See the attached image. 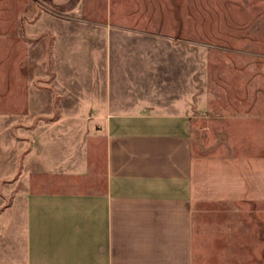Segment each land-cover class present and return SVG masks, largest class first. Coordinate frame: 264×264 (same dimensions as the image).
<instances>
[{
	"label": "crops",
	"instance_id": "crops-1",
	"mask_svg": "<svg viewBox=\"0 0 264 264\" xmlns=\"http://www.w3.org/2000/svg\"><path fill=\"white\" fill-rule=\"evenodd\" d=\"M255 1L244 0L254 18L237 40L264 47ZM252 69L247 57L232 87L196 104L99 105L82 148L21 166L0 218V264H264V214L220 215L237 204L264 213V63Z\"/></svg>",
	"mask_w": 264,
	"mask_h": 264
},
{
	"label": "rangeland",
	"instance_id": "rangeland-1",
	"mask_svg": "<svg viewBox=\"0 0 264 264\" xmlns=\"http://www.w3.org/2000/svg\"><path fill=\"white\" fill-rule=\"evenodd\" d=\"M133 2L142 13H132ZM255 3L264 6V0ZM243 5L244 0H0V218L7 196L20 190L21 166L31 170L39 154L46 165L53 155L82 148L94 129L88 121L102 103L166 105L186 98L196 104L203 92L232 87L229 78H241L247 57L260 73L264 47L237 40L248 36L244 29L254 18ZM202 20L205 32L199 31ZM256 77L253 90L260 86ZM239 98L243 103L245 97ZM252 99L263 101L253 91ZM223 207L224 218L264 214L254 204Z\"/></svg>",
	"mask_w": 264,
	"mask_h": 264
}]
</instances>
